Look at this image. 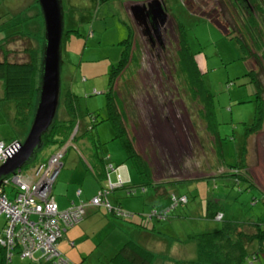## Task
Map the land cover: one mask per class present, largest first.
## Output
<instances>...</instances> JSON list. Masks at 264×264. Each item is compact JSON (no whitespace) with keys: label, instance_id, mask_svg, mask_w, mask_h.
<instances>
[{"label":"rangeland","instance_id":"1","mask_svg":"<svg viewBox=\"0 0 264 264\" xmlns=\"http://www.w3.org/2000/svg\"><path fill=\"white\" fill-rule=\"evenodd\" d=\"M61 1L66 31L61 88H70L78 95V112L80 116H86L79 119L85 121L87 127L93 126V130L71 143L69 168L76 163L78 167L84 163L87 167V163L100 162L98 157L104 156L119 168L124 167L122 172L129 177L125 185H140L149 180L147 175L140 173L135 160L129 158L130 152L122 139L116 137L118 131L114 120L109 118L107 107L109 74L122 57L125 40L132 36L129 44H132L133 59L120 75L115 89L124 102L134 148L148 160L157 180L165 176L171 178L167 185L169 193L187 195L189 199L167 219H153L150 214L144 217V213L160 208L167 197L162 196L158 201L146 199L153 189L147 193L142 187L136 188L138 192L132 196L125 189L111 192V198L118 192L121 197L118 206L133 215L130 218L112 215L117 224L103 232V245L97 246L98 253L103 254L102 263L107 261L108 253L116 252L127 241L142 239V235L133 232L135 218L140 223H154L160 227V236L154 237L156 243L147 245L154 249L157 261L174 257L175 240L180 242L182 251L177 252L182 259L196 260L197 243L190 237L220 229L226 220L264 223V193L255 186L252 191L245 189L246 185L238 183L233 176L222 175L239 166V170L245 172L248 167L249 173L264 188V126L246 138L256 111L254 87L245 74L251 69V61L245 59L246 51L237 39L226 32L235 20L243 22L244 15L240 13L239 17L232 5L223 4V0H165L168 13L173 17L169 19L174 20L175 27L169 24L165 30V25L162 26L163 43L157 42L158 46L154 48L146 43L137 21L125 10L123 2L126 0ZM40 8L37 0H0V40H5L7 33H31L28 37L16 35L8 42L7 48L13 52L12 60L27 61L29 49L40 52L41 60L43 42L39 37L44 35L45 28ZM253 12L261 15L259 10ZM178 26L189 48L185 61L177 54L180 48ZM193 58L199 64V71ZM258 71L264 82V70ZM206 89L214 95V120H209L205 110H200L203 104L197 103L200 91ZM4 97V86L0 81V139L9 141L14 137L16 141H24L32 122L26 127L20 125L15 120V101ZM58 114L61 117L67 115L64 106L59 108ZM201 126L210 133L207 137L204 133L202 139L197 136L200 133H196ZM82 130L83 126L80 133ZM215 136L221 139L217 142L221 144L219 153L213 141ZM55 148L45 145L25 168L50 160ZM56 150L53 153L60 154ZM71 171L64 172L69 174ZM115 177L116 173L111 174L112 181ZM107 184L108 178H104L103 185ZM210 198L219 200L222 219L208 216ZM5 217L0 213V236L4 232ZM76 226L68 228L67 232ZM244 230L248 231L246 226ZM257 243L249 245V252L250 255L259 253L261 257L249 256L244 264H264V250L258 249ZM10 264H41V261L14 253ZM84 264L91 263L86 261Z\"/></svg>","mask_w":264,"mask_h":264},{"label":"trees","instance_id":"2","mask_svg":"<svg viewBox=\"0 0 264 264\" xmlns=\"http://www.w3.org/2000/svg\"><path fill=\"white\" fill-rule=\"evenodd\" d=\"M257 10H259V13H261L260 16L256 15L253 11L248 9L247 15H245L243 22L239 23L235 21L234 25H230V27L232 28H226L227 34L235 37L240 46L246 51L247 55L245 56V59L251 61V69L245 74L249 76V84L251 83V85L254 87V101L256 102V111L255 120L253 124L250 125L249 131L247 132V139L251 135L260 131L264 126V82L263 79H261L260 73L258 71L259 69L264 70V3L259 4L257 6ZM42 23L44 24V19L42 20ZM178 28L180 33V48L177 54L182 55L183 58H180L181 61H185L186 56H188L189 48L185 36L181 30V27L178 26ZM16 35H20L21 37H28L29 35H31V33H22V31L15 32L12 34L7 33V40H0V81H2L4 86V99L15 101V120L20 125H24L26 127L30 125V123L33 121L36 107L38 104L42 77V56L40 60V52L29 49V59L27 61L12 60L10 56L13 52L9 48H7V44ZM41 39V42H43L42 45L44 47V35L39 37V40ZM131 39L132 36L130 37V40ZM130 40H125L126 48L122 53V57L118 64L113 66L109 74L110 88L107 92V107L110 111L109 118L114 120V127L118 131L116 137L122 139L124 145L130 152L129 158H133L135 160L137 165L140 167V173L147 175L149 180L140 185H125L122 179V174L116 173V182H118L117 175L119 174L121 176L122 184L116 185L113 189H111L108 198L112 203L113 207L120 208L121 206L115 205L112 202V199L110 197L111 192L117 191L119 189H125L128 195L132 196L137 194L138 191L136 188L142 187L143 192H146L149 186L151 185L150 187H153L156 190V193L159 194V198L163 196L168 197V199H170L169 202H167L165 205H162L160 208H152L149 213H144V217L147 214H150L149 217L153 219H167V217L171 215L180 204H187L189 199L187 195H177L176 193H169L167 191V185L168 183H170V180H165V182H163L162 188L165 187V190H163L164 192H160V188L157 186L158 184H156L153 179L154 171L151 165L148 163V160H145L143 157L137 154L134 148V141L131 138L130 131L127 126V114L123 109L124 102H122V100L119 98L115 89L117 81L120 80V75L124 73L125 70L130 66L131 61L133 59V55L130 53V48L132 45L131 42L129 44ZM43 47L41 51L42 55ZM193 60L197 70L199 71V64L195 61L194 58ZM252 62H255V64H253ZM256 67H258L259 69H257ZM62 98H64L63 102ZM78 100V95L75 94L72 89L68 88L66 90H63L61 88L59 108L64 106L67 111V115L61 117L60 114H57L49 130L43 135V147L45 145H51L57 147L58 152L63 151L64 155L62 157V162H64L65 156L68 153L69 147L73 140L79 138L80 135L83 136L90 130H93V126L87 127L86 122H82V120L79 119V117L83 118L84 115L80 116L81 113L78 112ZM197 100L199 101H197L198 104H203V107L200 108V110H205V116H207L209 120H214V95H212L211 92L207 89L201 90ZM118 102L119 105H121L122 107L121 109L118 105ZM210 123L212 122L210 121ZM82 126L83 130L82 133H80ZM207 128L209 129V126H207ZM13 141H16L14 137H12L9 141L0 139V142H4L6 145H9ZM213 141L217 146V153L221 152V148L219 149L221 144L217 143L221 141V139L218 136H215L213 138ZM55 151L57 152V150ZM98 159L100 161L99 163L101 167L105 169L104 178H108L107 186L103 185L99 190L100 192L104 189L110 188V183L113 182L111 180V174H113L114 171H111L108 176V164H110V162L100 156L98 157ZM47 160L48 159L41 162H46ZM27 164L24 165L22 169L23 172L30 170L34 166L33 164L31 167L26 169L25 166ZM112 164L115 168H117L118 165H116V163ZM246 167V163H244L243 169H245ZM62 168L63 165L61 167V170ZM240 168V166L236 167L234 170H231L230 174L227 175L229 177L233 176L238 183H244L246 185V188H244L250 190L251 185L253 183V177H249V175L251 176V174L246 170L245 172H241L239 170ZM9 176L11 177V174ZM58 178L54 182L53 188L56 182L58 181ZM7 188H9V190ZM4 189V191L10 198L14 197L17 193V187L11 183L7 184ZM183 196H186V202L180 200V198ZM154 210L162 213L168 212V215L165 218H159L156 215H151ZM111 212L115 214L114 210ZM221 212L222 208L219 200L215 198H210L208 200V216L210 218L216 219L217 215ZM149 217H147V219ZM260 223L261 221L257 223L243 222L237 220H226L224 221L220 229L195 234L192 237L197 243L198 255L196 260H176L168 257L157 261L155 260L156 255L152 251L143 247L137 242L130 240L127 241L124 245H122L116 251V253H114L108 259L107 263L105 262L104 264H244L249 256H253L255 257V259H259L261 257V255L256 252L255 254L252 253L253 255H250L249 245H253L258 242L256 247L258 249L264 250V223ZM244 226L247 227L248 231L244 230ZM253 227L255 228V231L250 232ZM48 263L54 264L53 262ZM0 264H8L6 248L1 245Z\"/></svg>","mask_w":264,"mask_h":264},{"label":"built area","instance_id":"3","mask_svg":"<svg viewBox=\"0 0 264 264\" xmlns=\"http://www.w3.org/2000/svg\"><path fill=\"white\" fill-rule=\"evenodd\" d=\"M16 145L17 141L9 145L0 142L1 163L14 151ZM59 153L58 155L53 153L50 160L38 163L26 172L19 170L11 174L10 178L3 177L0 184V213L6 215V221L4 232L0 236V245L6 248L8 264L14 253L41 262L75 264L60 251L59 241L68 228L84 219L88 205L107 207L110 212L114 210L115 214L124 218L132 216L122 208L113 207L108 198L110 190L122 184L119 174L115 185L110 183L109 189L100 191L87 204L83 202L73 204L61 210L52 193L53 184L63 165L64 153L63 151ZM115 170L112 163L108 164V176ZM9 183L17 187V193L12 198L4 191V187ZM180 200L186 202L187 198L183 196ZM167 213L154 210L151 215L165 218ZM222 218V213L216 217V219Z\"/></svg>","mask_w":264,"mask_h":264},{"label":"crops","instance_id":"4","mask_svg":"<svg viewBox=\"0 0 264 264\" xmlns=\"http://www.w3.org/2000/svg\"><path fill=\"white\" fill-rule=\"evenodd\" d=\"M125 3L127 4L128 2H123V4ZM206 131L207 130L204 129V126H201L199 131L197 132L195 130L197 134L200 133V135H197V136H199L201 139L204 133H205L204 137H207V134H209ZM56 149L57 148H55L53 152ZM68 153L65 156V159L63 162V168L61 170L58 181L56 182L53 188V194H54L55 200L57 201L61 210L67 209L73 204H80L82 202L87 204V202H89L90 199H92L98 194L100 188L103 186L104 175H105V169L101 167L99 162H94V163L92 162L90 164L87 163L86 164L87 167H85V163L82 164L81 167H78L76 163L75 166H70L69 168L68 160L70 158V154ZM103 158L105 157L103 156ZM110 163H113V161ZM86 168L88 170H86ZM69 169H71L72 171L69 174H66L64 171L69 170ZM123 169L124 167L119 168L117 166L116 171H114L113 173H122V176H123L122 179H123V182L125 183L129 180V177H127L122 172ZM249 169L250 168L247 167L246 171L249 172ZM230 173H231V170L229 172L223 173L222 175L229 177L227 174H230ZM249 177H253V176L249 175ZM153 179L155 183L158 184L157 186L160 188L159 191L164 192L163 190H165L164 189L165 187L162 188L163 182H165V180L169 181L171 178L170 177L168 178L165 176L162 180H157L153 172ZM116 180L117 179L115 177L112 183L113 185L117 183ZM127 184L134 185V183H127ZM252 186H255L256 188H258L264 193V188L259 184L258 179H256L255 177H253V183L250 188L251 191L253 190ZM150 188L153 189L151 193H149ZM117 193L111 198L112 202L115 205L121 204V201H119L121 197H119ZM147 193L149 194L146 199L154 198V199H157L158 201L159 194L156 193V190L153 187H149L147 189ZM167 202H169L168 197L165 199L164 205ZM112 215L114 214L110 212L109 210L107 211L104 206L88 205L86 207V215L84 219L80 223L77 224L78 226L72 228L71 232H67L68 231L67 230L65 231L67 233L63 234L62 238L59 241L60 251L64 255H66L70 260L75 262V264H84V262L86 261H89V263L91 264H104L102 263L103 254L98 253L97 246L103 245V239L101 237L103 236V232L106 230H110L111 227L117 224L116 222L112 220V217H113ZM132 223L135 224V225L132 224L133 232H137V234L142 235V239L140 240L138 239L137 243L153 252L154 249L151 247H148L147 245L149 243L152 245L156 243L154 241L155 239L154 237L160 236V231H158L159 226H157V224L155 225L154 223L151 225L140 223L138 219L136 218L132 221ZM126 228H130V227L127 226ZM156 234H159V235H156ZM133 239L135 238L133 237ZM123 240H125V238H123L121 241L123 242ZM190 240L193 241L194 238L190 237ZM175 241H176L175 242L176 245H175V254L173 255L174 257H169V258H173L176 260H185V259H182L180 257V254L177 252V251H182V248L180 247L181 246L180 242L178 240H175ZM122 242L120 244H122ZM169 243L171 245L173 244V242L171 241ZM114 253L116 252L108 253L107 255L108 257L106 258V260L108 261V259ZM41 264H51V263L41 262Z\"/></svg>","mask_w":264,"mask_h":264},{"label":"water","instance_id":"5","mask_svg":"<svg viewBox=\"0 0 264 264\" xmlns=\"http://www.w3.org/2000/svg\"><path fill=\"white\" fill-rule=\"evenodd\" d=\"M44 19V47L42 55V77L38 104L30 131L24 141H17L14 151L0 164V184L3 177L21 170L43 147V135L49 130L60 103L62 64L64 63L63 36L65 33L64 9L61 0H37ZM136 20L145 21L153 15L157 31L168 21L169 13L161 0L138 3L131 8Z\"/></svg>","mask_w":264,"mask_h":264},{"label":"flooded vegetation","instance_id":"6","mask_svg":"<svg viewBox=\"0 0 264 264\" xmlns=\"http://www.w3.org/2000/svg\"><path fill=\"white\" fill-rule=\"evenodd\" d=\"M148 1H150V0H145V2H144V0H126V2H128L127 4L125 3L126 11L131 14L130 11H131V8L133 5H136L138 3H148ZM161 3L163 4L164 9L168 12L165 0H161ZM261 3H264V0H223V4H225V5L231 4L232 5L233 10H235L236 14H238L239 17H240V13H242L245 17V15H247L248 9L251 11L257 10V6ZM170 16L171 15L168 16V21L166 22V24L164 26L165 30H166V28H168L169 24H170V27H173V28L175 27L174 20L172 19L173 17L171 16L172 18L169 19ZM132 17L135 19L134 16H132ZM136 21H137V24L140 28V32H141L142 36L145 38V41L147 44L150 43L151 46L155 48L156 46H158L157 42L163 43V38L161 35H159V33L157 31V25H156V22L153 20L152 14H151V16L147 17V19L145 21H143L142 19H141V21L140 20H136ZM152 47L149 48L150 54H152V50H151ZM252 61H256V60H252ZM253 64H255V62Z\"/></svg>","mask_w":264,"mask_h":264},{"label":"clouds","instance_id":"7","mask_svg":"<svg viewBox=\"0 0 264 264\" xmlns=\"http://www.w3.org/2000/svg\"><path fill=\"white\" fill-rule=\"evenodd\" d=\"M53 154V153H52Z\"/></svg>","mask_w":264,"mask_h":264}]
</instances>
